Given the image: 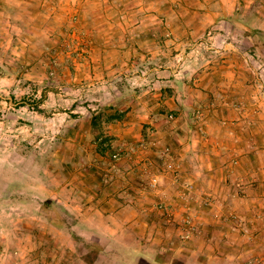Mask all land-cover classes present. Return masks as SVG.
I'll return each mask as SVG.
<instances>
[{
    "label": "rangeland",
    "instance_id": "obj_1",
    "mask_svg": "<svg viewBox=\"0 0 264 264\" xmlns=\"http://www.w3.org/2000/svg\"><path fill=\"white\" fill-rule=\"evenodd\" d=\"M217 1L0 0V264H264V29L237 80Z\"/></svg>",
    "mask_w": 264,
    "mask_h": 264
},
{
    "label": "crops",
    "instance_id": "obj_2",
    "mask_svg": "<svg viewBox=\"0 0 264 264\" xmlns=\"http://www.w3.org/2000/svg\"><path fill=\"white\" fill-rule=\"evenodd\" d=\"M234 1V7L232 8V5H229L230 0H222L217 1L219 14L217 16H220L218 20H214L211 23H203V28L205 30H241L243 32L242 38L236 39L235 41H229L227 39L225 40V43L227 45H232L236 50H238L239 42H241V46H245V52L243 55H241V64H237L238 68L233 69V77H235L237 80L243 76H246L247 78L253 77L255 73V69L253 67V62L255 59V40L252 36L254 34L255 29H264V0H231ZM240 6V9L242 8H248L249 12L252 14L250 17V21H243L240 18L243 16V14H240V10L237 11V7ZM251 8V9H250ZM252 10V11H250ZM230 16L233 18L230 20ZM255 20L254 23L251 22ZM222 20H226L228 22L224 23ZM234 20V21H232ZM239 56V55H237ZM235 57V56H234ZM208 73V72H207ZM210 76V73H208ZM247 94L250 95V85H248V92ZM264 118V116H263ZM246 121V120H245ZM251 118L249 117L248 123L250 124ZM251 141H248L247 147L243 146V150L240 151V146H238L237 155L241 154V156L247 158L248 160H255L256 159V139L258 138L260 141H264V131L262 135H255V133L252 132ZM250 136V135H249ZM262 137V138H261ZM264 146V145H263ZM246 148V150H244ZM220 168H218L219 170ZM222 170L220 169V174H222ZM219 174V172L217 173ZM249 174V175H248ZM264 174V166L261 167H255L253 168V171L247 172V178L252 179L253 176L257 175L259 178L263 176ZM257 180V179H253ZM257 185V183H255ZM254 184V185H255Z\"/></svg>",
    "mask_w": 264,
    "mask_h": 264
},
{
    "label": "built area",
    "instance_id": "obj_3",
    "mask_svg": "<svg viewBox=\"0 0 264 264\" xmlns=\"http://www.w3.org/2000/svg\"><path fill=\"white\" fill-rule=\"evenodd\" d=\"M110 148L114 149V152L112 153V157L117 160L121 159L122 157L121 149L115 148V142L111 139L107 140V149Z\"/></svg>",
    "mask_w": 264,
    "mask_h": 264
},
{
    "label": "trees",
    "instance_id": "obj_4",
    "mask_svg": "<svg viewBox=\"0 0 264 264\" xmlns=\"http://www.w3.org/2000/svg\"><path fill=\"white\" fill-rule=\"evenodd\" d=\"M46 205V204H45ZM46 207V206H45ZM51 220L53 221V222H55L56 223V220H55V218H51Z\"/></svg>",
    "mask_w": 264,
    "mask_h": 264
}]
</instances>
